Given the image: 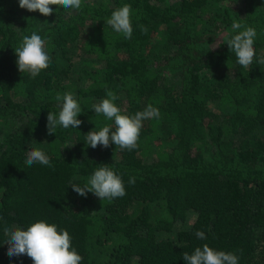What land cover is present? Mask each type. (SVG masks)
Masks as SVG:
<instances>
[{
    "label": "trees",
    "instance_id": "1",
    "mask_svg": "<svg viewBox=\"0 0 264 264\" xmlns=\"http://www.w3.org/2000/svg\"><path fill=\"white\" fill-rule=\"evenodd\" d=\"M124 4L132 9L129 39L106 23ZM50 7L44 16L0 0V264H33L8 256L3 230L38 220L69 232L80 264H186L183 254L204 244L234 253L238 264H264V64H257L264 0ZM234 20L256 29L249 68L223 39L236 34ZM33 31L50 55L35 78L19 71L14 51ZM109 89L126 114L149 103L160 110L159 119L142 122L135 149L86 142L93 128L113 125L92 109ZM68 91L82 123L49 134L47 114L58 116L56 96ZM34 148L51 166L25 163ZM102 164L123 180V197L73 191L70 183H85Z\"/></svg>",
    "mask_w": 264,
    "mask_h": 264
},
{
    "label": "clouds",
    "instance_id": "2",
    "mask_svg": "<svg viewBox=\"0 0 264 264\" xmlns=\"http://www.w3.org/2000/svg\"><path fill=\"white\" fill-rule=\"evenodd\" d=\"M51 5L61 6L66 10H79L82 0H19L20 8L30 12L38 10L44 16L52 14ZM131 11V5L124 4L113 10L110 18L106 21L115 32L122 33L126 39L131 38L133 32ZM139 27L142 33L147 34V27L143 25ZM232 30L236 34H226L223 39L229 50L235 53L238 64L249 68L255 56L253 45L257 35L256 29L234 20ZM14 51L19 71L30 74L32 78L49 66L50 55L47 43L41 35L37 34V31H33L30 36H23L20 45ZM257 64H264V55L257 59ZM117 99V94L109 89L106 91V98L92 105L96 114H103L108 120L113 121V125H105L99 131L93 130V128L86 133V142L92 148H96L98 145L107 148L110 143H113L120 149H135L138 146L137 142L143 127L142 122L160 117V110L151 103L134 115L126 114L114 103ZM56 100L62 102L61 108L58 116L56 113L48 112L46 124L48 133H55L57 126H62L65 129L70 126L78 128L82 121L77 117L82 110L74 93L68 91L63 95L58 94ZM37 162L51 166L45 152L34 148L27 154L25 163L31 166ZM135 180V177H130L128 182L134 184ZM70 185L78 195L86 197L91 192L100 201L123 197L126 194L123 180L107 164L98 167L85 183L72 182ZM3 231L6 239L2 243H7V254L10 258L27 255L33 264H80L82 260L81 255L71 245L69 232L66 229L58 230L55 224L47 223L45 220L31 223L26 230L19 225H11L4 227ZM196 236L199 239L205 238L202 231H198ZM183 259L186 264H238L239 258L232 252L217 251L208 244H204L202 248L196 247L192 254L185 252Z\"/></svg>",
    "mask_w": 264,
    "mask_h": 264
}]
</instances>
